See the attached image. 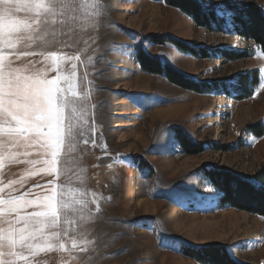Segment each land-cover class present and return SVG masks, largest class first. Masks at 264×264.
Masks as SVG:
<instances>
[{"label": "rangeland", "instance_id": "obj_1", "mask_svg": "<svg viewBox=\"0 0 264 264\" xmlns=\"http://www.w3.org/2000/svg\"><path fill=\"white\" fill-rule=\"evenodd\" d=\"M199 1L224 19L222 31L196 27L162 0H59L42 30L25 31L34 37V53L64 62L78 97L70 109L74 140L61 147L57 174L70 209L62 214L70 264H196L180 255L181 244L221 246L238 263L264 264V219L219 209L218 195L199 172L205 167L248 179L264 166V55L234 34L226 8L253 2L264 9V0ZM149 35L209 49L210 56L142 43ZM139 44L196 82L231 86L253 70L260 82L243 100L225 96L223 88L187 92L142 72ZM227 52L249 58L228 61ZM258 124L261 136L247 129ZM173 127L205 151L182 155ZM137 158L152 172L138 170Z\"/></svg>", "mask_w": 264, "mask_h": 264}, {"label": "snow or ice", "instance_id": "obj_2", "mask_svg": "<svg viewBox=\"0 0 264 264\" xmlns=\"http://www.w3.org/2000/svg\"><path fill=\"white\" fill-rule=\"evenodd\" d=\"M21 4L24 8H21ZM0 21L7 20L11 27L8 36L21 38V33L28 30L30 33L39 32L47 25L49 16H56L60 6L59 0H0ZM34 14L27 19L13 17L16 12H31ZM28 39H34L32 35ZM12 44V40L7 41ZM34 55L32 52H21L19 56ZM55 61V54H50ZM68 87L65 88L64 84ZM77 93L73 91V85L66 78L61 81L47 79L37 73L21 75L20 69L13 67V60L3 62L0 55V139L15 145L18 149L23 148L25 154L29 149H36L37 153L43 150L44 154L50 155L51 160H45L48 168L46 174L55 173V165L61 147L71 145L73 140V124L70 109L77 99ZM51 191L50 195L37 197L35 200H10L8 203L13 207L10 211L18 210V205L35 206L39 211H34L24 217L9 219L6 223L8 229H0V264H15L14 260L4 257L23 256L20 249L31 248L30 241L36 238L38 232L42 233L47 227L56 228L60 223L61 215L69 211V206L64 203L63 192L57 191L56 185H38ZM13 225H22L19 228ZM31 226V229H30ZM67 233H65L66 235ZM56 235V233H53Z\"/></svg>", "mask_w": 264, "mask_h": 264}, {"label": "trees", "instance_id": "obj_3", "mask_svg": "<svg viewBox=\"0 0 264 264\" xmlns=\"http://www.w3.org/2000/svg\"><path fill=\"white\" fill-rule=\"evenodd\" d=\"M162 2L166 7L187 17L198 28L210 32L222 31L225 25L224 19L218 17L214 9L206 8L199 0H162ZM226 8L231 13L234 34L246 42H251L264 55V9L253 2L244 8L235 5H226ZM142 43L152 46H170L181 54L199 59L208 58L211 52L209 49L193 48L167 35H149L142 38ZM224 56L228 61L249 58L246 52H227ZM135 59L142 72L162 77L168 84L199 95L220 94L219 89L223 88L225 96L229 97L233 94L237 100L248 99L255 93L260 82V74L257 70L238 75L236 83L231 86L196 82L169 63L148 56L141 48V44L135 48ZM247 129L256 136L263 134V128L259 124L248 126ZM171 133L182 155L198 156L205 151L203 144L194 142L181 129L173 127ZM134 164L138 170L152 172L150 165L142 158L135 159ZM199 172L213 192L218 195L217 207L219 209L230 208L264 219V166L257 169L248 179L227 171L211 170L205 167ZM179 253L196 264H241L236 262L221 246L194 247L181 244Z\"/></svg>", "mask_w": 264, "mask_h": 264}, {"label": "crops", "instance_id": "obj_4", "mask_svg": "<svg viewBox=\"0 0 264 264\" xmlns=\"http://www.w3.org/2000/svg\"><path fill=\"white\" fill-rule=\"evenodd\" d=\"M21 8H24L23 4H21ZM32 14H34L33 10L31 12L23 10L16 12L13 10V17L22 20L27 19ZM11 30L7 20L0 21V55H2L5 64L8 59H12L13 67L20 69L21 75L39 73L47 79L60 77L61 81H64L65 64L63 61L61 62L59 59L53 61L48 53H34L32 39H27L26 30L21 33L20 39L15 36L9 37L8 33ZM9 39L12 40V44L7 43ZM21 52H32L34 55L19 56L17 58V54ZM72 124L74 133L75 124L73 121ZM61 151L62 149L57 157L55 173L49 175L44 171L48 168L44 161H50V155L44 154L43 150L37 153L36 149H29L28 153L25 154L22 147L18 149L15 145L0 139V229L9 228L6 223L9 219H15L18 216L24 217L40 210L35 206H23L21 202L18 205V210L10 211L13 206L8 201L18 200L22 196L25 200H35L37 197L42 198L44 195H50L51 191L49 189L37 186L49 185L53 182L57 191H59L57 174L60 167ZM13 226L19 228L22 225ZM41 228L43 229L42 233L38 232L36 238L29 242L31 248L20 249L17 246L16 251L22 252V257L6 256L4 258L14 260L15 264H70L66 250L67 243L62 215L58 227L44 228L41 226ZM53 233H56V235H53Z\"/></svg>", "mask_w": 264, "mask_h": 264}]
</instances>
